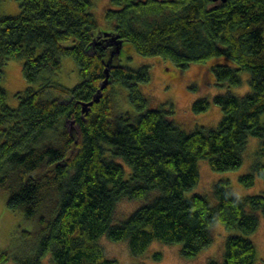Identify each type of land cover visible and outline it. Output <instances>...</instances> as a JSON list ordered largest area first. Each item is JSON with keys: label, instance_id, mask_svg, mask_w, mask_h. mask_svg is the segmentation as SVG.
<instances>
[{"label": "trees", "instance_id": "1", "mask_svg": "<svg viewBox=\"0 0 264 264\" xmlns=\"http://www.w3.org/2000/svg\"><path fill=\"white\" fill-rule=\"evenodd\" d=\"M17 2V16L0 15V85L7 63L24 60L25 81L41 86L18 94L14 109L0 86V198L33 229L23 232L18 248L0 254V262L15 254L17 264H41L46 256L54 264H118L105 256L99 243L105 237L127 243L135 257L157 242L182 245L181 256L191 259L212 245V228L223 224L241 235L227 239L223 262L208 264H261L247 237L259 228L258 213L264 218V193L238 199L224 179L213 186L216 204L186 196L199 186L200 160L217 173L236 171L250 137L261 140L258 156L264 158V0H112L107 31L92 14V0ZM130 49L182 69L216 59L217 83L241 87L248 72L250 91L216 96L223 115L218 128L184 132L171 112L145 111L138 85L150 81V70L123 65ZM65 57L79 68L81 82L73 89L53 80ZM110 60L101 101L83 113ZM113 85L126 87L145 112H120ZM210 107L208 99L193 104L195 113ZM118 161L130 166L129 179ZM252 167L241 176L246 187L256 177L264 180V163ZM125 199L148 200L116 223L117 204Z\"/></svg>", "mask_w": 264, "mask_h": 264}, {"label": "rangeland", "instance_id": "2", "mask_svg": "<svg viewBox=\"0 0 264 264\" xmlns=\"http://www.w3.org/2000/svg\"><path fill=\"white\" fill-rule=\"evenodd\" d=\"M112 0H92V14H94L97 24L101 30L107 31L112 25L106 19V10L113 7ZM21 12V7L17 0H0L1 16H17ZM123 65L131 69H140L147 66L150 70L151 79L147 83L138 85L141 95L147 100L145 111L166 110L171 112L170 119L181 128L184 132L193 133L196 129L204 128L213 130L218 128L223 115L219 105L214 100L216 96L232 93L236 96H245L250 91L248 82L250 74L243 73L242 78L244 84L241 87H232L229 84L221 85L216 82L213 73V67L219 62L215 60L208 61L204 64L194 63L188 68H180L171 61L157 57H144L138 55L134 50L130 49L122 57ZM221 64H224L222 62ZM24 60H12L4 67L5 74L2 78L1 87L8 93L7 104L12 109L19 106L18 94L33 87L39 88L41 83L30 85L25 81L23 73ZM62 70L53 76L55 82L60 83L65 88L73 89L81 82L79 68L77 63L71 57H65L62 61ZM112 94L114 96L116 107L118 110L129 112L137 117L145 111H139L129 98L128 89L122 85H113ZM208 99L211 103L209 110L203 113H195L193 104L198 100ZM68 126L73 128V123L69 122ZM261 140L250 137L246 144L243 157L244 161L240 169L230 172H214L206 160L198 162L200 171V183L197 188L191 190L186 197L192 195H202L208 198L212 204H216L213 196V186L220 180H230L234 195L238 199L242 197L262 195L264 193V180L256 177L252 187H246L241 182V176L252 174L253 165L264 163V158L258 156L261 148ZM124 166L125 179H129L132 174L130 166L124 161H118ZM158 194V193H157ZM157 194H152L156 196ZM148 200V199H147ZM144 200L129 201L127 199L117 204L115 212V222L125 221L132 214L146 205ZM260 225L254 235L248 236L256 247L258 260L264 264V218L258 213ZM33 225L25 220L24 215L16 214L6 206V199L0 198V254L6 250L18 248L23 243V232L32 231ZM213 241L212 245L203 250L199 256L186 259L181 256L180 251L182 245L166 246L161 243H153L149 249L138 257L130 253L128 244L125 242H112L107 237L102 238L99 243L105 250L107 259L114 260L118 264H208L210 261L216 260L223 262L225 256L226 241L230 236L241 235L238 230L228 231L224 225L217 224L212 228ZM161 254L159 260L156 255ZM15 254L7 262L0 264H17L14 261ZM42 264H54L50 256L42 259Z\"/></svg>", "mask_w": 264, "mask_h": 264}, {"label": "water", "instance_id": "3", "mask_svg": "<svg viewBox=\"0 0 264 264\" xmlns=\"http://www.w3.org/2000/svg\"><path fill=\"white\" fill-rule=\"evenodd\" d=\"M209 2H214V3H217V2H221V3H226L228 0H208ZM120 54V48L118 47V49L115 51L114 55L116 56H119ZM112 60L109 61V63L107 64V69L105 71V74H106V79L105 81L101 84L100 86V90L98 92V94L93 98L94 100L92 102H89V104H82V111L83 113H88L89 112V109L90 107H92L95 103H99L101 101V96H102V93L103 91L106 89V87L109 85V82H110V77H109V72H110V69H109V65L111 63Z\"/></svg>", "mask_w": 264, "mask_h": 264}, {"label": "flooded vegetation", "instance_id": "4", "mask_svg": "<svg viewBox=\"0 0 264 264\" xmlns=\"http://www.w3.org/2000/svg\"><path fill=\"white\" fill-rule=\"evenodd\" d=\"M15 261V260H14ZM42 264V263H41Z\"/></svg>", "mask_w": 264, "mask_h": 264}]
</instances>
